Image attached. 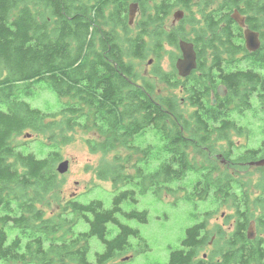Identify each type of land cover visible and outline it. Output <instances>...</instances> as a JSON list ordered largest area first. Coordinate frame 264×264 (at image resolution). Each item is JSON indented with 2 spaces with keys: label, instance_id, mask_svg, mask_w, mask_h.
Listing matches in <instances>:
<instances>
[{
  "label": "trees",
  "instance_id": "1",
  "mask_svg": "<svg viewBox=\"0 0 264 264\" xmlns=\"http://www.w3.org/2000/svg\"><path fill=\"white\" fill-rule=\"evenodd\" d=\"M130 4L140 11L133 30ZM194 5L207 6L199 10V26L193 17H183L178 26L166 28L175 9L190 14ZM234 11L259 33L258 51L245 49L243 29L231 19ZM185 24L194 27L191 38ZM181 40L193 44L197 57L196 70L185 79L176 77L173 66L163 72L158 61L165 45L176 50L169 54L176 61ZM147 57L155 60L151 79L136 71L135 62ZM155 79L168 89L179 88L183 99L162 97ZM40 83L69 103L56 113L33 108L26 98H35ZM219 84L227 96L217 97L213 105L210 91ZM263 91L264 0H0V264H92L93 237L103 247L92 256L93 264H107L130 251L132 237L147 248L139 230L122 220L147 223L148 212H126L122 204L136 203L137 192L156 197L185 192L186 202L194 206L206 201L211 170L205 166V150L211 149L212 135L224 141L232 131L240 134L232 128L248 111L264 118ZM89 129L103 138L101 144L86 140L91 153L106 154L119 146L139 155L135 176L126 172L116 152L98 167L96 178L114 190L135 185L137 191L119 192L107 209L98 200L58 202V212L46 216L39 206H49L48 197L57 196L60 182L57 138L68 143L73 134ZM24 132L46 136L50 143L42 142L49 149L44 158L12 145ZM190 149L203 157L197 167L190 162ZM187 184L189 192L181 186ZM78 224L86 228L77 230ZM196 224L169 253L168 264L190 262L189 237Z\"/></svg>",
  "mask_w": 264,
  "mask_h": 264
},
{
  "label": "rangeland",
  "instance_id": "2",
  "mask_svg": "<svg viewBox=\"0 0 264 264\" xmlns=\"http://www.w3.org/2000/svg\"><path fill=\"white\" fill-rule=\"evenodd\" d=\"M207 6H201L200 8L196 5L192 6L191 13L188 14L180 9H175L171 15L167 18L165 24L166 28L173 29L179 25V22L184 18L193 17L197 22L195 24L200 25V9H204ZM182 12V17L180 20L174 19V13ZM140 19V11L137 7L135 16L132 20V23L129 24L130 28L133 30L136 28V23ZM185 35L188 38H191L194 35V27L189 24H185ZM176 52L173 48L168 45H165L164 51L162 52L161 58L158 60L159 67L165 73L174 68L175 59L172 62L170 59V53ZM136 71L140 77H145L146 79H151V74L155 66V60L153 57H147L145 60L135 62ZM175 70V69H174ZM176 73V72H175ZM176 77L178 78L177 74ZM137 82H141L138 78ZM156 89L162 97L175 95L178 100L183 99V95L180 90L166 88L164 84L158 83L155 79ZM35 98H26V101L30 103L33 108L39 109L42 112L46 113H56L62 106V103H69V100L63 99L59 101L46 83H40L35 86ZM182 104H184L181 101ZM184 110V105L181 106ZM258 110V109H256ZM87 112V109H84ZM90 118H88V128H92L90 125ZM236 125L238 128H241V133H228L227 139L220 141L217 139V136H213L214 139L211 141V149H206L208 155L207 162L205 166L214 167L218 162V159L215 158L214 161L209 160V156H217L216 154H221L222 157H231L234 160L238 155L241 154L244 148H261L264 150V118L261 116L258 111L250 112L248 111L245 114V118L241 121L237 119ZM263 132V133H262ZM87 139H94L97 144H101L103 138H101L95 130L89 129L88 131H78L76 134L72 135V141L64 143L59 137L57 141L60 145V156L61 159L56 163L55 170L58 164L62 161H68V170L65 174L59 175V184L58 192L55 198L51 196L48 197L50 202L49 206L39 208H44L46 210V216L49 215L50 211H54V214L58 212L57 206L58 202L65 205L69 201H78L81 203H89L92 200H98L103 203L105 209L111 207L113 198L124 189H134L137 191L135 185H129L125 188L120 187L118 190H114L112 185L106 181H100L96 178V170L102 164L109 162L113 159V156L118 152L122 158V162L125 164V170L131 176H135V170L133 169L134 164L136 163L139 155L131 154L130 151H126L122 147H117L115 150L108 152L106 154L98 152L91 153L86 145ZM150 138L147 139V143H150ZM42 142L45 145H48L50 142L47 140L46 136L40 134H33L24 132L19 136H16L12 145L18 146V150L23 154L33 153L37 158H44L49 149L44 148ZM239 146V148H238ZM189 159L190 162L197 167L199 162L203 157L197 155L196 152L192 149L189 150ZM130 155V157H129ZM210 162L212 163L210 165ZM242 173L241 169L234 166ZM252 170V169H250ZM232 171L225 166H218V171L220 174L223 172ZM193 175L188 176L189 182ZM245 177V176H244ZM242 177V178H244ZM242 178L237 179L238 183H244L249 188L254 189L258 181H253L251 179L242 180ZM259 182H262L261 180ZM184 186L187 191L191 190L190 184L181 185ZM185 192L177 194H162L160 197L154 196L152 193L148 192L146 194L136 193V203L131 201H126L122 204V209L126 212L136 210V211H147L148 219L147 223H140L136 219L132 220H122V223L129 225L132 228L139 230L140 238H142L146 244L147 248L142 247L140 240L137 238H130L129 243L132 246V250L123 253L116 260L111 261L107 264H164L167 260V256L170 250L178 247L179 243L185 238L186 229L191 227L193 224L194 213L198 216L196 221L200 220L203 211L207 212L208 210H214L218 203H212L210 201H198L199 204L193 205L189 202H186ZM211 224H215L214 219H212ZM209 226V221L207 227ZM86 226L84 224H78L76 229L83 230ZM117 233V229L113 234L108 236V239H111ZM103 247L101 242L95 239L94 237L90 239V251L89 258L92 259V256L95 252H102ZM133 257L132 261L129 263H121L125 258ZM94 261H92L93 264Z\"/></svg>",
  "mask_w": 264,
  "mask_h": 264
},
{
  "label": "flooded vegetation",
  "instance_id": "3",
  "mask_svg": "<svg viewBox=\"0 0 264 264\" xmlns=\"http://www.w3.org/2000/svg\"><path fill=\"white\" fill-rule=\"evenodd\" d=\"M220 87L224 95L219 94ZM210 95L211 100H216L213 104L216 105L217 97L227 96V89L219 84L210 91ZM232 129L241 132V128ZM216 155L220 165L217 163L210 167L211 172L207 174L210 194L206 201L218 203V206L214 210L201 212L199 221H196L197 213L194 214L197 226L189 237L192 257L188 264H264V150L246 147L234 160L218 153ZM212 157L209 156V160L214 161ZM218 166L232 167V171L220 174L217 172ZM234 166L240 168L242 173ZM240 178L258 181V184L251 189L244 183H238L237 179ZM212 219L215 224H211ZM132 259L130 256L121 263H129ZM170 259V255L167 256L164 264H168Z\"/></svg>",
  "mask_w": 264,
  "mask_h": 264
},
{
  "label": "water",
  "instance_id": "4",
  "mask_svg": "<svg viewBox=\"0 0 264 264\" xmlns=\"http://www.w3.org/2000/svg\"><path fill=\"white\" fill-rule=\"evenodd\" d=\"M137 9V4H130L128 8V19L129 24L132 23V20L135 16ZM182 12H176L174 13V19L180 20L182 17ZM231 19L240 27L243 29V39H244V45L245 49L252 53L259 50L261 46L260 41V35L258 32L253 31L246 27L245 25V17L242 16L238 11H234L233 14H231ZM178 49L180 52V56L175 61L174 67L177 73V76L181 79H185L191 75V73L196 70L197 68V57L194 50V46L191 42L181 40L178 42ZM222 87H220L219 94L224 95ZM216 100H212V104H215ZM68 161H62L58 164L56 171L59 175H63L68 170ZM259 165V164H258ZM127 258L123 259L122 261H126Z\"/></svg>",
  "mask_w": 264,
  "mask_h": 264
},
{
  "label": "bare ground",
  "instance_id": "5",
  "mask_svg": "<svg viewBox=\"0 0 264 264\" xmlns=\"http://www.w3.org/2000/svg\"><path fill=\"white\" fill-rule=\"evenodd\" d=\"M232 25H233V24H232ZM160 41H161V40H160ZM199 43H200V42H199ZM222 49H223V48H222ZM155 53H156V52H155ZM200 56H201V55H200ZM230 64H231V63H230ZM232 64H233V63H232ZM255 66H256V65H255ZM228 69H229V68H228ZM255 69H256V68H255ZM198 71H199V70H198ZM205 80H206V79H205ZM256 84H257V83H256ZM239 86H240V85H239ZM263 92H264V91H263ZM263 103H264V102H263ZM218 118H219V117H218ZM226 120H227V119H226ZM221 121H222V120H221ZM69 127H70V126H69ZM262 133H263V132H262ZM69 142H70V141H69ZM238 148H239V146H238ZM167 153H168V152H167ZM212 158H215V157H212ZM29 159H30V158H29ZM243 159H244V158H243ZM201 160H202V159H201ZM177 181H178V180H177ZM178 182H179V181H178ZM25 192H26V191H25ZM20 211H21V210H20ZM21 213H22V212H21ZM209 215H210V214H209ZM209 215H208V216H209ZM9 228L12 229L13 227H10V226H9L8 229H9ZM8 229H7V230H8ZM11 229H10V230H11ZM10 230H9V231H10ZM79 234H80V233H79ZM76 241H77V240H76ZM74 243H75V242H74ZM103 244H104V243H103ZM106 245H107V244H106ZM51 249H52V248H51ZM64 250H65V249H64ZM113 250H114V249H113ZM65 252H66V251H65ZM73 255H74V254H73ZM186 256H187V255H186ZM114 257H115V256H114ZM172 257H175V256H172ZM191 257H192V256H191ZM229 258H230V257H229ZM93 259H94V258H93ZM105 259H107V258H105ZM92 261H94V260H92ZM175 261H176V260H175Z\"/></svg>",
  "mask_w": 264,
  "mask_h": 264
}]
</instances>
